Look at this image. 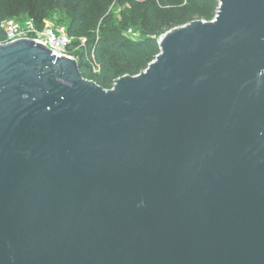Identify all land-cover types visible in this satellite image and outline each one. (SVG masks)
Wrapping results in <instances>:
<instances>
[{"label":"water","instance_id":"1","mask_svg":"<svg viewBox=\"0 0 264 264\" xmlns=\"http://www.w3.org/2000/svg\"><path fill=\"white\" fill-rule=\"evenodd\" d=\"M218 2L110 89L0 44V264H264V0Z\"/></svg>","mask_w":264,"mask_h":264},{"label":"trees","instance_id":"2","mask_svg":"<svg viewBox=\"0 0 264 264\" xmlns=\"http://www.w3.org/2000/svg\"><path fill=\"white\" fill-rule=\"evenodd\" d=\"M15 10L0 3V22L21 14L37 22L48 18L53 11L64 9L67 32L75 40L73 46L85 39V46L76 54L82 76L94 81L104 89H110L114 80L125 74L137 75L159 53L157 39L166 31L184 25L193 15L208 20L215 14L218 0H67V3L31 1ZM125 6L119 19L112 11L113 4ZM185 10V12H183ZM129 22L143 25V36L137 40L124 34ZM4 38L0 29V40ZM92 58L99 69L93 73L86 62Z\"/></svg>","mask_w":264,"mask_h":264},{"label":"built area","instance_id":"3","mask_svg":"<svg viewBox=\"0 0 264 264\" xmlns=\"http://www.w3.org/2000/svg\"><path fill=\"white\" fill-rule=\"evenodd\" d=\"M0 29L4 34L0 44L21 38L31 39L46 46L51 50V54L57 57L65 56L78 60L76 52L85 46L84 38H80L79 43L73 46L75 39L68 34L66 25L49 18L37 22L34 18L21 14L3 19L0 22ZM86 62L93 73L99 72L92 58L86 57Z\"/></svg>","mask_w":264,"mask_h":264},{"label":"rangeland","instance_id":"4","mask_svg":"<svg viewBox=\"0 0 264 264\" xmlns=\"http://www.w3.org/2000/svg\"><path fill=\"white\" fill-rule=\"evenodd\" d=\"M31 1L33 2L35 0H0V3L6 6H12L16 10L17 8H19L20 6L24 4H32L31 8H34L35 4L31 3ZM46 2H60V4H63V3H67V0H46ZM123 8H125V6H119L116 3L113 4L112 11L114 12L117 19H119V13ZM183 12H185V10H183ZM215 14H212L208 20L199 18L197 15H193L190 20L210 21L214 18ZM48 18L54 22L61 23V24H66V21H67V17L65 16L64 9H59V10L51 12ZM144 28L145 27L143 25L133 24L132 22H129L127 25L124 26V34L128 38L137 40L143 36Z\"/></svg>","mask_w":264,"mask_h":264}]
</instances>
